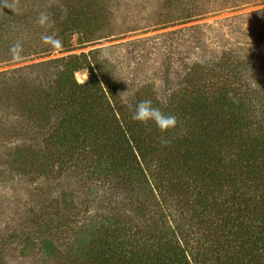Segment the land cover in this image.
<instances>
[{
  "label": "rangeland",
  "instance_id": "374dc122",
  "mask_svg": "<svg viewBox=\"0 0 264 264\" xmlns=\"http://www.w3.org/2000/svg\"><path fill=\"white\" fill-rule=\"evenodd\" d=\"M40 11L62 49L41 42ZM16 42L21 61L9 51ZM77 60L98 76L101 103L88 111L101 121L116 124L117 111L128 119L145 99L173 113L168 105L185 94L213 101L239 90L257 98L245 115L259 129L264 0H0V264H81V253L109 236L128 245L127 256L142 255L136 264H155V255L165 262L173 247L193 264L230 262L207 242L210 235L228 241L206 228L217 219L187 205L196 187L167 197L164 172L161 189L147 174L146 190L127 174L91 175L85 152L60 146L77 94L67 81L92 78L87 69L71 72Z\"/></svg>",
  "mask_w": 264,
  "mask_h": 264
},
{
  "label": "trees",
  "instance_id": "16d2710c",
  "mask_svg": "<svg viewBox=\"0 0 264 264\" xmlns=\"http://www.w3.org/2000/svg\"><path fill=\"white\" fill-rule=\"evenodd\" d=\"M78 60L71 72L87 69L92 78L83 85L74 79L67 81L69 89L77 94L70 97L75 110L61 123L60 146L85 152L90 158L91 175L127 174L133 186L146 190L151 185L146 175L155 177L157 189H161L164 172L171 181L167 197L193 192L196 187L195 201L187 205L194 212L217 219L206 228L225 233L228 241L210 235L207 242L230 260L196 264H264V127H250V116L245 115L257 98L239 90L231 98L218 93L213 101L185 94L168 105L176 108L173 113L157 104L178 121L174 129L163 134L154 125L136 123L130 116L126 119L120 111L113 115L116 124L112 125L89 114V106L101 103L98 96L103 89L94 67ZM91 94L97 97H88ZM153 168H158L157 173L151 172ZM204 183L209 185L206 191ZM102 239L95 247H87V254L81 253V264H136L142 257L124 254L128 245L115 236L105 242ZM174 248L165 262L155 255V264H193L188 253ZM75 258L78 260V256Z\"/></svg>",
  "mask_w": 264,
  "mask_h": 264
},
{
  "label": "clouds",
  "instance_id": "9594fccd",
  "mask_svg": "<svg viewBox=\"0 0 264 264\" xmlns=\"http://www.w3.org/2000/svg\"><path fill=\"white\" fill-rule=\"evenodd\" d=\"M37 23L44 29L40 37L41 42L53 50L62 49V39L55 32L49 34V29L53 28V22L49 14L45 11H40L38 13ZM9 51L13 61H21L23 59V46L20 42L13 44ZM104 55H107V53H104ZM131 119L145 126L154 125L162 134L174 129L178 123L177 117L174 114L166 113L160 107L156 106L151 99L139 101L135 105Z\"/></svg>",
  "mask_w": 264,
  "mask_h": 264
}]
</instances>
